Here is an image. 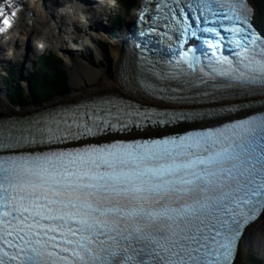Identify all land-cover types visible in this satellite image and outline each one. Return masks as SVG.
Masks as SVG:
<instances>
[{"label":"snow or ice","instance_id":"snow-or-ice-1","mask_svg":"<svg viewBox=\"0 0 264 264\" xmlns=\"http://www.w3.org/2000/svg\"><path fill=\"white\" fill-rule=\"evenodd\" d=\"M21 8L0 0V34ZM137 20L125 95L0 118V264H236L264 222L250 0H141Z\"/></svg>","mask_w":264,"mask_h":264},{"label":"bare ground","instance_id":"bare-ground-1","mask_svg":"<svg viewBox=\"0 0 264 264\" xmlns=\"http://www.w3.org/2000/svg\"><path fill=\"white\" fill-rule=\"evenodd\" d=\"M16 3L22 6L23 12H17V16L14 18L15 23L18 22L20 25L23 26L22 23V17L25 15L28 16L30 14L35 16V28L38 30H43V32H48L50 30L56 31L57 27L54 24V22H51V26H48L49 29H47L45 26V23L47 21V15L46 13L38 9L37 4L34 2V0H16ZM52 9V8H51ZM53 10V9H52ZM137 8H135L134 12L129 16V20L125 23L123 29H126V26L129 22H132L134 19V16L136 14ZM68 15H73V19L77 18V13L80 11L78 10V7L74 8L73 10H67ZM89 14V12H88ZM66 16V17H67ZM81 19H85V16L81 17ZM31 24V23H30ZM30 27V26H29ZM46 30V31H45ZM27 29L23 28L21 39L23 40L28 33ZM42 37H44V33H42ZM41 37V39H43ZM57 44L60 45V43H64L66 49H71V43L69 44L66 42V37L63 34L60 38L58 37L56 39ZM113 45H111V54L113 55L115 62L118 67V72L115 77H105L103 80H101V73H98V69L93 68L88 62H85L82 57H75L72 60L69 58H66V61L69 63V65L72 67V82L71 85L74 88L73 91L70 93L64 95L63 97L57 98L52 100L47 106H31L29 108L25 109H19L16 106H12V104L9 102L7 93L0 87V104L4 105L7 114L5 116H16V115H24L28 113H33L36 111L43 110L45 108H48L51 105H55L58 103H64L67 101H74L79 100L82 97H89V96H95L97 94H109V93H118L120 95H125V93L121 90L119 85V70H121V66L124 68L127 66L130 61H128V56L124 55V50L122 48V38L119 37L116 40L111 41ZM39 43V42H37ZM40 44H43L40 42ZM119 73V74H118ZM1 117V116H0ZM257 248L263 250V256H264V222H261L260 224H257L256 227H254L252 230H250L243 242L241 252L239 256L237 257L236 264L239 260V257L244 253L246 249L249 248ZM253 248V249H254Z\"/></svg>","mask_w":264,"mask_h":264},{"label":"trees","instance_id":"trees-1","mask_svg":"<svg viewBox=\"0 0 264 264\" xmlns=\"http://www.w3.org/2000/svg\"><path fill=\"white\" fill-rule=\"evenodd\" d=\"M253 2L258 7V22L264 28V0H253ZM132 4L130 7L128 5V10L136 5L134 2ZM31 79L32 95L38 103L49 102L53 98L63 96L70 91L68 71L54 55L43 57L40 68L31 76ZM11 89L13 91V97L17 101L23 104L31 103V99L25 94L24 90L21 88L15 89L14 87Z\"/></svg>","mask_w":264,"mask_h":264},{"label":"rangeland","instance_id":"rangeland-1","mask_svg":"<svg viewBox=\"0 0 264 264\" xmlns=\"http://www.w3.org/2000/svg\"><path fill=\"white\" fill-rule=\"evenodd\" d=\"M109 4L113 3L114 0H106ZM139 3V0H125L124 5L125 6H132L133 3ZM138 5V4H137ZM111 7V5H110ZM122 4L119 2L117 4L116 7L114 8H106L105 14L110 15V19L111 21H115V19L119 16H123L124 15V10H123ZM137 8V6H136ZM135 10V9H134ZM134 10H132L128 16H131L130 14H132L134 12ZM129 18L124 16V21H128ZM73 31V38H77L79 39L81 44H85L84 42V35L82 36V34L78 31V30H73L72 28H70V32ZM96 42H99V40H97ZM105 43H107V47H104L102 45V43L100 44L98 49H95L94 51L92 50V56H89V52L91 51L90 49H86L85 52H83V58L85 60H88L89 62L93 63L96 65V67H94L95 69H98V73H101V80H103L105 77H115L117 72H118V67L117 64L115 62V59L113 57V55L111 54V45H113L112 42L109 41H103ZM50 49V48H49ZM78 49H83V46H78L77 49L73 50L75 52V54L78 55L79 51ZM48 53V52H47ZM69 63L64 61V65L66 66V69L69 70ZM68 65V66H67ZM28 72L27 73H31L32 69L30 68V65H28ZM1 82V81H0ZM73 85H70V91H68L67 93H70L71 91L74 90V88L72 87ZM66 93V94H67ZM64 94V95H66ZM63 97L58 96L55 97L54 99ZM52 99V100H54ZM52 100H50L48 103L46 104H42L44 106H47ZM1 106V105H0ZM0 109L4 110L5 112V108L0 107ZM254 248V246H253ZM249 248L246 249L245 251H243L244 253L239 257V260L237 262V264H264V256H263V250L261 249H257V248ZM257 254V256H256ZM260 262V263H259Z\"/></svg>","mask_w":264,"mask_h":264}]
</instances>
